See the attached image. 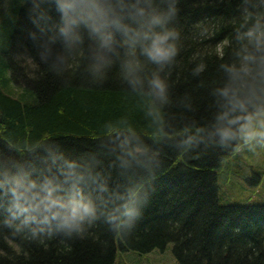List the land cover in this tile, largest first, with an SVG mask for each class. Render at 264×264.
<instances>
[{"label":"trees","instance_id":"1","mask_svg":"<svg viewBox=\"0 0 264 264\" xmlns=\"http://www.w3.org/2000/svg\"><path fill=\"white\" fill-rule=\"evenodd\" d=\"M155 6L174 9L167 27L178 33L177 56L161 68L117 32L107 53L112 64L101 75L93 66L102 50L88 30L68 46L52 42L58 0H0V165L37 161L55 145L116 187L127 160L142 198L137 215L119 226L101 214L71 236L18 228L0 208V264H114L118 250L148 254L169 244L178 264H264V205L218 202L217 170L238 139L221 145L210 135L215 90L228 81L222 65L257 57L248 64L260 91L264 53L238 33L250 26L249 14H264V0ZM130 58L139 61L142 84L124 76ZM154 73L167 84L163 102L149 85Z\"/></svg>","mask_w":264,"mask_h":264},{"label":"clouds","instance_id":"2","mask_svg":"<svg viewBox=\"0 0 264 264\" xmlns=\"http://www.w3.org/2000/svg\"><path fill=\"white\" fill-rule=\"evenodd\" d=\"M60 26L58 36L65 46L80 41L81 29L99 42L102 50L93 66L95 74H103L111 66L107 55L113 51L116 33L122 43L161 68L178 54V33L167 27L174 9L155 6V0H58ZM238 39L247 41L257 52L264 53V14L255 18ZM247 51V49H245ZM252 54L242 56L239 66L222 65L228 81L215 90L220 98L211 136L221 145L232 140L244 144L259 140L264 143V80L258 85L248 62ZM260 74L264 77V54L259 57ZM130 83H141L137 73L139 61L130 58L121 65ZM197 68L196 71H201ZM252 77V80L246 79ZM149 85L162 102L167 99V84L154 73ZM235 126V127H234ZM121 183L113 187L109 178L91 165L68 158L58 146H51L37 161L21 164L15 161L0 165V208L18 228L33 231H57L68 236L85 232L101 214L117 226L135 217L142 202L141 185L137 183L127 160L122 161Z\"/></svg>","mask_w":264,"mask_h":264},{"label":"rangeland","instance_id":"3","mask_svg":"<svg viewBox=\"0 0 264 264\" xmlns=\"http://www.w3.org/2000/svg\"><path fill=\"white\" fill-rule=\"evenodd\" d=\"M218 202L227 206L264 205V143L259 140L244 144L222 162L217 170ZM114 264H178L173 245L148 254L117 251Z\"/></svg>","mask_w":264,"mask_h":264}]
</instances>
